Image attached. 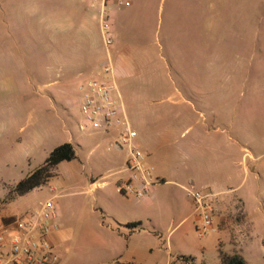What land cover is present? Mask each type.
<instances>
[{
    "label": "rangeland",
    "instance_id": "1",
    "mask_svg": "<svg viewBox=\"0 0 264 264\" xmlns=\"http://www.w3.org/2000/svg\"><path fill=\"white\" fill-rule=\"evenodd\" d=\"M61 1L0 0V221L20 219L57 195L65 239L55 264H224V256L264 264V183H255L251 193L255 216L245 234L235 209L219 211L215 198V230L200 235L195 199L166 183L157 185L156 199L147 204L132 194L122 196L114 185L89 192L92 181L128 176L118 174L127 150L113 147L115 131H95L81 112L79 86L93 75L78 57L79 41L88 38L107 60L97 9L86 16L87 31L59 25L52 42L45 7L52 3L58 9ZM68 1L79 6L88 0ZM127 22L133 28L130 48L122 42L121 51H111L112 60L116 72L123 66L119 88L154 180L176 181L181 173L182 181H226L233 167L222 153L235 140L256 149L264 143V133H257L264 127V0H137ZM65 143L73 144L77 158L62 162L45 186L10 201L13 187ZM244 177L242 170L236 181ZM245 181H264V175ZM250 187L247 183L229 196ZM137 211L148 215V247L141 262L115 260L109 247L113 237L100 231L99 216L129 234L139 226L120 224ZM162 212L165 224L156 234L152 220ZM174 212H180L175 226L194 216L172 231L168 218ZM100 237L103 243L97 242Z\"/></svg>",
    "mask_w": 264,
    "mask_h": 264
},
{
    "label": "built area",
    "instance_id": "2",
    "mask_svg": "<svg viewBox=\"0 0 264 264\" xmlns=\"http://www.w3.org/2000/svg\"><path fill=\"white\" fill-rule=\"evenodd\" d=\"M97 9L101 36L107 50V60L99 75L84 80L79 89L82 93L81 112L85 123L95 131H115L118 140L113 147L126 148L127 158L118 174L127 173L126 181L119 187L123 195H134L139 200L147 199L151 190L161 183L155 181L146 163V153L138 143L139 133L133 128L127 114L116 77L111 48L116 42L113 13L125 6L124 0H88ZM197 204L200 214V235L214 230V194L185 187ZM57 195L41 203L22 218L3 223L0 228V264H55L58 255L54 252L50 237L60 229Z\"/></svg>",
    "mask_w": 264,
    "mask_h": 264
},
{
    "label": "crops",
    "instance_id": "3",
    "mask_svg": "<svg viewBox=\"0 0 264 264\" xmlns=\"http://www.w3.org/2000/svg\"><path fill=\"white\" fill-rule=\"evenodd\" d=\"M125 6L122 7V9L115 12L113 17V24L114 29L116 32V42L111 48V51L115 52L116 50L121 51L120 45L122 42L125 41V46L128 47L127 43L133 38H131V35L133 34V28L131 27L130 23L127 22V19L131 17L132 15V9L134 8V4L137 2V0H124ZM62 2V1H61ZM114 2H117V0H114ZM94 7L90 4L89 1H87L86 5H79L76 6L73 3L69 2L68 0H63L62 3L59 4L58 9H54L52 7V3H48V6L45 7V13L46 17L50 19V25L48 26V32L50 33V41L53 42V32H56L58 30V27L62 28L66 24L68 26L76 27V25H79L81 27L80 30L87 31L88 30V24L89 21L86 18L88 15V12H90ZM55 17V19H54ZM98 19V16H97ZM131 27V28H130ZM47 31V29H46ZM79 42L82 44L78 47L82 51V54L78 56L83 60L85 72L89 73L90 75L96 76L99 75L102 71V65L104 63L103 56L101 52L96 48V46L90 45L88 43V38L86 40L81 39ZM129 51V49H128ZM132 53V52H131ZM129 54V57H134L133 54ZM52 52L51 55L52 56ZM79 74H83V72H80ZM123 72V66L120 67V70H117L116 77L119 80L124 77ZM259 135H263L264 133V127H260L259 131L257 132ZM140 136V134H139ZM240 140H235V144L232 148L229 147L228 152L225 154L222 153V157L224 158V161L226 163H231L233 169H231L228 172V175L226 177V181H182L183 177L181 173L177 176L176 181H161V183H166L169 186H172L176 191H185V187H188L189 185H193L196 189H201L209 193H213L215 196L213 198V201L218 199L215 206L221 210L222 212L226 210H233L235 209V218L237 219L238 223L241 224L242 233L245 234L246 230L249 231L251 228L249 227L250 221L249 218H252L255 216V213L251 206V193L254 191L255 183H258L259 186L264 183V181H245L247 176H255L258 180H261L262 174L264 175V143L261 144L260 147L256 148H248L246 145H241ZM249 143V142H246ZM146 153V152H145ZM148 156V154L146 153ZM127 158V157H126ZM126 159L121 165L122 169L125 166ZM237 166V168L235 167ZM236 168V169H235ZM244 171L245 177L244 181H236L237 178L241 176V171ZM121 171V170H120ZM119 171V172H120ZM118 172V173H119ZM195 173V171H193ZM261 174V177L259 176ZM206 175V174H204ZM157 177H162L161 174L157 173ZM201 177V176H199ZM127 177L119 180V181H107V178H104L102 180H96L92 181V183L89 185V192H94L96 188H102L106 189L107 187L114 185L116 186L117 192L120 193L119 187L122 186L126 181H124ZM201 180V178H200ZM247 183L252 184V188L250 187L245 192H241L237 197H231L230 194L239 193V190L246 185ZM260 189V187H259ZM159 191L158 187L155 186L147 199H145V203L147 204L150 201H153L157 197V192ZM264 192V191H263ZM188 193V192H187ZM122 196V193H120ZM124 199V198H123ZM142 201L141 203H143ZM139 206L142 204L138 203ZM214 205V202H213ZM165 214L161 213L160 219L157 221L152 220V223L154 224V231L155 233H159L161 231V225L165 224ZM234 214V213H233ZM147 213H143L142 211H137L135 215L130 217V221L125 220L127 222H124L123 224L126 227L127 224L130 223H140L139 228L137 229H127L129 230V234H123L122 230H118L115 228L114 224L112 222H109L106 217L103 215H100L101 221H98V227L100 231L109 233L113 239L109 242V247L113 250L112 257L113 259H118L120 257H130L133 262H141V254L145 249H147V241L144 237L145 231L147 230L146 227V219ZM167 215V214H166ZM194 216V213H190L186 217H184L180 222L175 226L176 221L178 218H180V212H174L173 214L169 215L170 223L169 229L173 228L172 231H175L177 229H182L185 227L186 223L191 220V218ZM233 217V216H232ZM3 218H12V217H3ZM231 218V216H230ZM103 219V221H102ZM110 219V217H108ZM221 219V225L222 227H226L228 223V219L226 216L220 217ZM60 221V218H59ZM4 223V221H0V228L1 225ZM215 230V228H214ZM64 234L65 229L60 228L58 231H56L54 234L51 235L50 241L53 245L54 252L59 256H62L63 252V242H64ZM98 243H103L102 237L97 241ZM134 248L135 252L131 253L130 250ZM135 256H134V255ZM60 264H67L66 262H61ZM170 264V262H169Z\"/></svg>",
    "mask_w": 264,
    "mask_h": 264
},
{
    "label": "trees",
    "instance_id": "4",
    "mask_svg": "<svg viewBox=\"0 0 264 264\" xmlns=\"http://www.w3.org/2000/svg\"><path fill=\"white\" fill-rule=\"evenodd\" d=\"M77 158V151L73 144L65 143L57 147L50 156L46 159L44 164L37 168L34 172L29 174L26 178L21 180L10 192V201L17 197L23 196L32 190L41 188L48 184L50 180L56 176L58 166L65 161H72ZM15 218H5L4 223H9ZM129 228H136L140 223H130ZM224 264H245L238 260L235 256H224Z\"/></svg>",
    "mask_w": 264,
    "mask_h": 264
}]
</instances>
